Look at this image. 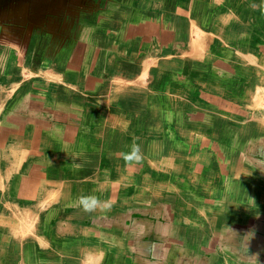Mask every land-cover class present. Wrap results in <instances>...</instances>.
Here are the masks:
<instances>
[{
	"label": "crops",
	"instance_id": "0c3cea01",
	"mask_svg": "<svg viewBox=\"0 0 264 264\" xmlns=\"http://www.w3.org/2000/svg\"><path fill=\"white\" fill-rule=\"evenodd\" d=\"M60 1L0 0V92L4 91L3 85L9 77L11 80L19 79L26 58L42 55L50 64L60 65L59 74L67 77L71 72L74 79L70 76L68 79L78 84L76 90L81 95L74 99L77 101L58 96V93L50 99L49 95L38 94L41 87L38 89L36 85L42 80L22 78L0 105V251L7 246V250L0 252V264H264V160L261 157L264 158V112L259 116L253 112L264 108V102L258 104L254 97L246 96L244 92L240 105L246 122L242 124L241 132L236 134L235 141L231 142L235 146L226 147L221 153L211 152L218 155V162L221 154L225 156V171L235 178L229 181L232 182L230 190L235 193L222 188L221 174L224 171L216 166L212 176L217 179L215 182L220 183L215 187L216 191H212L215 192L210 197L212 205L190 200L193 197L186 194L185 188L184 195L178 193V198H173V201H182L183 204L190 201L192 206L182 205L174 213L165 208V213L158 206L165 201L168 203V198L163 195L158 198L147 190L150 182L142 177L147 170L139 171L146 155L150 156L146 151L147 145L120 136L124 134L121 133L126 121L124 113L97 115L99 107H86L79 100L87 96L86 90L93 91V96L113 91L114 87L109 86L115 74L113 69L123 70L125 75L126 71L127 74L134 73L133 79L140 73V56L136 54L140 38L151 33L160 39L163 35L168 36L171 40L174 35L183 36L185 32L177 31L172 23L154 29L150 23L149 28L141 33L140 25H127L118 17L116 20L103 17L99 11L104 6L103 0H87L96 8L87 15L81 13L86 7L81 0L72 1L71 9L74 10L65 7L59 14ZM180 2L193 5L197 22L199 19L205 21L202 19V0ZM123 12H130L132 19L137 17L133 8L126 5L119 8V13ZM238 17L236 20L242 22L240 15ZM89 23L94 24L88 26ZM26 26L30 27L29 31ZM30 31L33 33L29 36ZM254 39L248 35L245 44L253 48L251 43H258L254 45L257 51L252 55L242 53V61L240 59V66L245 68L247 77L237 68H231L235 75L240 73L241 87L246 91L256 90V86L260 91L264 90V46L259 44L264 43V38ZM35 44L36 50L32 48ZM252 59L255 62H251ZM133 60L138 61L131 69L127 61ZM244 60L250 62L244 64ZM13 64L17 70L12 74L10 68ZM167 65L178 71L184 70V65L179 62L167 63L165 70ZM202 66L209 65L205 63L196 69L187 68L189 72H196ZM117 87L119 96L129 93L127 89L130 87L121 89L118 82ZM44 88L42 90H48ZM208 92L215 94V99L218 97L214 86H209ZM114 95L113 92L111 97L99 98L100 108L108 111L110 101L115 100ZM145 97L140 100L148 101L151 95ZM225 100L223 106L228 104ZM151 105L146 113H159L155 111L152 97ZM140 119L139 116V124ZM138 123L131 122L126 131L130 132L133 127L143 129ZM106 128L112 129L114 134V131H119L118 150L99 158L104 153V149L98 147L103 145L100 136ZM98 130L100 136L96 135ZM110 136L113 141L112 133L108 136L104 133V138ZM163 139L160 149L164 151L159 157L172 164L168 170L170 173L167 171L168 177L175 178L176 175L178 182H185L187 176L183 167L185 162L188 164L184 156L187 151L177 148L174 157V146H169L165 143L166 138ZM134 142L140 145L143 153L140 166L135 163L126 165L121 157L122 153H129L127 149ZM192 149L196 154L200 153L199 147ZM196 159L200 160L199 157ZM99 160L102 163L99 164ZM103 161L114 165L111 174L114 179L120 171L128 174L119 176L120 182L109 180L107 174L101 176V172L106 173ZM61 169L65 172L60 173ZM199 171L195 172L196 178L201 177ZM237 173L239 180L235 176ZM86 175H89L87 179ZM166 180L169 182H159L166 187L173 185L169 178ZM236 182L240 189L233 187ZM248 182L260 183L256 196L249 195ZM186 183L188 186L192 182ZM180 186L179 183L176 185L178 190ZM92 195L110 201L111 209L107 212L83 211L78 197ZM190 207L193 213L198 211L201 216L193 214L190 218ZM9 238L14 239L11 242L14 246H8L11 244ZM154 238L158 241L154 242ZM11 258L13 263H9Z\"/></svg>",
	"mask_w": 264,
	"mask_h": 264
},
{
	"label": "rangeland",
	"instance_id": "374dc122",
	"mask_svg": "<svg viewBox=\"0 0 264 264\" xmlns=\"http://www.w3.org/2000/svg\"><path fill=\"white\" fill-rule=\"evenodd\" d=\"M72 1L73 0H61L60 4L62 5L57 13L62 14L65 7L71 9V4H73ZM103 3L104 6L99 8V11H102L103 17H106V19L109 18L110 20H116L118 17V19L120 18L122 21L127 22V25H129V23L140 25L142 27L141 33L149 28L150 23L151 26H153L152 29L158 28L163 24L167 26L169 23H172L177 27V31L183 30L185 33L183 36H176L173 33L175 37L171 40H169L168 36L163 35L162 39H160L158 36L151 33L140 38L137 44L138 53L136 54L140 56L138 59L142 61H127L131 69H133V65L135 66V63H137L135 61H138L139 66L142 68H140V73L138 72L139 74L135 75L133 79L134 73L127 74L128 72L126 71L125 75L123 70L113 69V73L115 72V74L111 77L112 85H109L112 88L114 87L113 91L110 93H99V95L96 93L97 95L93 96V91L86 90L84 92L87 96H82V99L78 98L80 99L79 101L84 103L86 107H90V105L91 107L95 106V108L99 107L97 115L103 116L109 112L114 114L119 113L120 115L124 113V117L126 118L125 127L121 130V133L124 132V134H120V136H124L125 139L131 138L135 142L137 140V143L140 145H147L146 151L148 155H150H146L142 166H140V163L137 164L140 166L139 171L147 170L143 172L145 177L142 175L143 178H146L147 182H150V186L147 187V190H151V193L155 194L158 198H160V195H163L164 198H168V203L165 201L163 204H160L158 206L159 209L161 207L165 212V210L169 208L170 213H174L177 212V209L182 207V205L190 206L192 204L190 201L189 203L185 201L184 204L182 201L181 203H174L173 201V198H178V193L184 195L183 189L185 188L186 194H188L189 197H193L190 198V200L195 199L196 203L201 201V205H212L211 202L213 200H211L210 197L213 196V193L215 194V192L212 193V191H216L215 187L220 183L215 182L217 179L215 176H212V172H216L215 169L217 167L224 171H221V185L222 188H227L228 191L232 189V182L229 181L235 180V178L233 179L231 177L232 173L229 175V173H227L228 171H225V156L221 154V156H219L220 161L218 162V155L213 153H221L225 150L224 148L235 146L231 142L235 141L237 137L236 134L241 132V126L246 122V116L241 114L242 106L240 104L242 102V96H245L246 93V96L254 97L256 103L260 104L264 102V90L260 91V88L256 86V90L252 91V89H247L246 91L244 90L245 87H241L242 82L240 81V73L247 77L245 68L240 66L242 53H249L248 55H252L257 51V49H255L256 44L258 45V43H251V45H253L252 48L248 44H245V42L247 43V36H252V39L258 37L264 38V0H202V19H205V21L199 19L198 22L193 5L183 4L180 0H103ZM81 4L86 6L84 9L81 8V13L84 15L90 14V12L96 9L91 6L92 3L90 2L89 4L87 0H81ZM125 5L131 9L133 8L134 12L137 13L136 18L132 19L129 17L130 12H123V14L119 13V8ZM71 10H74V8ZM238 15L242 18V22L236 20L239 18ZM89 19H91V17ZM247 24L249 25L247 26ZM87 25L92 26L90 23ZM26 29L29 31L30 27L26 26ZM226 29L229 31L227 32ZM149 31H151V29H148V32ZM32 33L33 32L30 31L29 36ZM242 44H245L246 47L243 46L245 47L243 48ZM259 44L264 46L262 42ZM35 46L36 44L32 46V48ZM27 53L26 51L25 54ZM131 53L135 55L134 51H131ZM44 58L47 59L42 55H40V57L32 55V58H26V65L21 67L18 80L22 78H24L23 80H42V83L36 85L37 88L38 86L39 88L41 87L38 94L40 92L41 96L49 95L50 99H53V95L57 93L58 96H65L72 100L80 97L81 95H78L76 90V88L79 87L78 84L68 79L69 76L72 77L71 72L67 77L62 73L59 74L60 65L55 62L50 64V62ZM102 60L101 58V61ZM174 61L184 65V70L182 71L180 69V71H178L175 68H173V70L168 67L169 65H167V70H165L166 64ZM188 61L194 62L189 63ZM13 62H15V60H13ZM248 62L250 61L244 60V64ZM251 62H255V59H252ZM60 63L63 64L64 62L61 61ZM186 63L188 64L187 66ZM195 63H197L198 66L207 63L209 66L205 68L202 66L199 71L189 72L187 67L198 68ZM226 65H228L227 68ZM232 67L237 68L239 72H241L235 75L234 72L232 73ZM10 69V72L13 74V70H17L16 65L13 64ZM63 71L65 72L66 70L64 69ZM146 74L149 75L147 76ZM18 80H11L9 77L8 82L4 83L5 86L3 85L2 88L4 91L0 92V105H2V101L7 95L13 91ZM115 81L118 82L121 89L130 87L127 89V93H129L125 96H119L118 91L115 89L118 88L117 82L115 83ZM211 85L214 86V91L216 95H218L216 99L214 97L215 94L208 92L209 86ZM44 87L48 88V90H42ZM249 87L250 86H248V88ZM113 92L115 93V100L110 101L109 106L107 105L108 111L101 109V105H99L101 102H99L98 99L111 97ZM132 93V96H128ZM143 93L147 96L151 95L156 105L154 106L155 111L159 113L155 115L146 113V110L152 106L151 97L148 101L147 99L140 100L141 98H146V95ZM136 96L138 97L136 98ZM225 99H227L228 104L223 106V103L226 102ZM120 104H122V108L119 107ZM253 112L256 113V116H259V113L264 112V108H259ZM139 116L142 118L140 119V124L137 122ZM257 119L259 120V117ZM131 122L134 124L138 123L139 127H143V129L141 128L138 130V127H133L130 132H127L126 129ZM112 129L115 130L116 127ZM112 129L109 131V129L106 128L104 133L106 136L112 133L114 135L113 141V138H111L112 136L104 138V133L103 136H100V129L96 134L103 138L101 140L103 141V145L98 147L101 150L104 149V153H102L99 158L102 156L107 157V153L111 151L117 152L118 150L116 143L120 140L117 138L119 136L117 132L119 131H114V134ZM126 135L127 137H125ZM163 138H166L165 143H169V146H174V157L177 148L187 151L184 156L188 164L185 162V167H183L184 173L187 176L185 177V182L181 180V182H178V177L176 175L175 178L168 177L167 171L170 170L172 164L168 162V159L166 160L165 158L159 157L164 151L160 149V144L164 141ZM239 141H241V139ZM90 142L93 143L92 140ZM241 146L242 144L239 145V148H241ZM114 147H116V149ZM192 147H199L200 153L198 152V154H196V151L194 152ZM101 150L99 153H101ZM127 150L130 152L131 146H129ZM87 151H89V148H87ZM123 154L124 153L121 154V157H123ZM197 157H199L200 160L196 159ZM261 157L264 160L263 156ZM98 163L100 164L102 161L99 160ZM211 163L213 166L210 165ZM230 163L229 161V164ZM103 164L105 165L106 173L101 172L100 175H109V180L120 182L119 176L122 177L128 174L120 171V175H114V179L111 175L113 174L114 165H109L108 162L105 161H103ZM64 170L65 169H61V171H59L63 173L65 172ZM196 170L201 171L200 180L196 178ZM226 173L230 178L226 176ZM74 174L77 175L76 171ZM204 174L207 177H204ZM88 176L89 175L85 176L86 179ZM128 176L129 175L126 177ZM235 176L238 180L240 179L238 173ZM166 178H169L173 185L170 184L166 187V184L159 182H169ZM195 178L198 179L197 182ZM81 180L83 181V177ZM151 182L156 183L152 184ZM186 182L192 183H189L190 185L187 186ZM157 183L159 185H157ZM176 183L181 185L180 190L177 189ZM236 183L237 184L233 185V187L237 186V188L239 187L240 189L238 182ZM259 184H257V182H248L249 186L246 184L250 189V196L257 195L258 187H260ZM233 193L235 192H232V194ZM238 193H241L240 190ZM190 211V218H192L193 214L201 216V213L198 211H194L193 213L191 207ZM164 212L163 216L165 217ZM202 219L203 217L201 220ZM13 238H9L10 243L14 240ZM153 241L156 242L158 239L154 238ZM2 244L4 246V243ZM8 246H14V244L11 243ZM5 250H7V246L2 251ZM87 256H89V253ZM12 260L13 258L9 259V263ZM151 262H153L152 259Z\"/></svg>",
	"mask_w": 264,
	"mask_h": 264
},
{
	"label": "clouds",
	"instance_id": "9594fccd",
	"mask_svg": "<svg viewBox=\"0 0 264 264\" xmlns=\"http://www.w3.org/2000/svg\"><path fill=\"white\" fill-rule=\"evenodd\" d=\"M143 153L141 151L140 145L136 144L135 142L131 146V151L129 153L123 154V159L127 164H139L142 162ZM79 204L83 211L85 212H94V211H101L107 212L111 209L112 205L110 201L101 200L98 196H80L78 197Z\"/></svg>",
	"mask_w": 264,
	"mask_h": 264
},
{
	"label": "bare ground",
	"instance_id": "6f19581e",
	"mask_svg": "<svg viewBox=\"0 0 264 264\" xmlns=\"http://www.w3.org/2000/svg\"><path fill=\"white\" fill-rule=\"evenodd\" d=\"M222 29H224V28H222ZM91 256H92V255H91ZM91 256H90V257H91ZM91 258H92V257H91Z\"/></svg>",
	"mask_w": 264,
	"mask_h": 264
}]
</instances>
